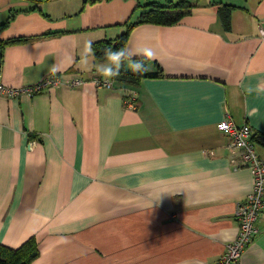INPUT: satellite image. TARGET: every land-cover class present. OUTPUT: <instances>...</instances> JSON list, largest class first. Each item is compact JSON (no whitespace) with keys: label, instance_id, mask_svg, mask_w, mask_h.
Here are the masks:
<instances>
[{"label":"crops","instance_id":"crops-1","mask_svg":"<svg viewBox=\"0 0 264 264\" xmlns=\"http://www.w3.org/2000/svg\"><path fill=\"white\" fill-rule=\"evenodd\" d=\"M190 1L174 23L131 27L124 49L149 74L137 85L0 95L1 244L32 236V264H213L236 235L251 175L216 123L264 136V0ZM138 2L0 0V42L23 38L0 46V79L110 78L91 43L138 20ZM255 224L239 264H264V209Z\"/></svg>","mask_w":264,"mask_h":264},{"label":"built area","instance_id":"built-area-1","mask_svg":"<svg viewBox=\"0 0 264 264\" xmlns=\"http://www.w3.org/2000/svg\"><path fill=\"white\" fill-rule=\"evenodd\" d=\"M86 81L102 87L113 85L111 78H102L99 75H92L86 79L81 74L61 75L50 72L34 82L16 86L7 85L0 79V95L12 97L19 93L32 94L49 87L75 86L84 84ZM128 103H131V99H128ZM216 127L229 137L228 146L232 152L237 153L238 165L248 168L251 175L250 191L235 205L236 235L224 243L222 251L213 263L239 264L240 255L256 233L255 222L264 209V159L258 154L256 146L250 138L252 130L248 123L236 124L230 118L224 117L217 121Z\"/></svg>","mask_w":264,"mask_h":264},{"label":"trees","instance_id":"trees-1","mask_svg":"<svg viewBox=\"0 0 264 264\" xmlns=\"http://www.w3.org/2000/svg\"><path fill=\"white\" fill-rule=\"evenodd\" d=\"M197 3V2H194ZM190 0H147L144 3L138 2V5L145 7L139 12V19L126 23L125 29L117 34L114 38H101L91 43V53L94 58L107 59L106 50L125 51V44L128 33L133 25L138 22H151L157 24H170L179 20L185 13L188 12L189 7L194 5ZM232 5L220 2L218 7L219 16L223 25L227 28L229 26V11ZM23 40L22 37H15L3 42L0 46L8 42H19ZM130 60V67H126V61ZM140 60L146 67V71L136 73L131 70V63ZM157 73L159 72L156 71ZM147 59L142 56H123L120 59L119 71L110 78L116 82H121L130 85H137L142 77L148 76ZM250 138L253 142L264 145V136L251 134ZM38 254V247L35 239L31 236L22 242L17 247H9L0 243V264H32V260Z\"/></svg>","mask_w":264,"mask_h":264},{"label":"clouds","instance_id":"clouds-1","mask_svg":"<svg viewBox=\"0 0 264 264\" xmlns=\"http://www.w3.org/2000/svg\"><path fill=\"white\" fill-rule=\"evenodd\" d=\"M142 51L148 57H151L154 54L151 48H144ZM127 54L128 53L126 51L116 52L111 49H107L106 57L109 60V63L102 65L100 70L110 76L117 74L119 71L120 59ZM131 70L136 73H141L146 71V67L142 61L137 60L131 63Z\"/></svg>","mask_w":264,"mask_h":264},{"label":"rangeland","instance_id":"rangeland-1","mask_svg":"<svg viewBox=\"0 0 264 264\" xmlns=\"http://www.w3.org/2000/svg\"><path fill=\"white\" fill-rule=\"evenodd\" d=\"M143 2L145 1V0H142ZM161 1H163V0H161ZM257 150V149H256Z\"/></svg>","mask_w":264,"mask_h":264},{"label":"water","instance_id":"water-1","mask_svg":"<svg viewBox=\"0 0 264 264\" xmlns=\"http://www.w3.org/2000/svg\"><path fill=\"white\" fill-rule=\"evenodd\" d=\"M1 52V51H0Z\"/></svg>","mask_w":264,"mask_h":264}]
</instances>
